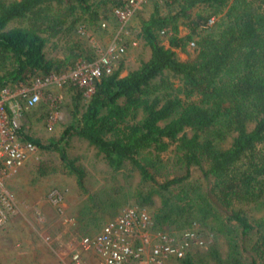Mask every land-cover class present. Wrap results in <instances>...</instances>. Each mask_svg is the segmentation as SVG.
<instances>
[{
	"label": "trees",
	"instance_id": "trees-1",
	"mask_svg": "<svg viewBox=\"0 0 264 264\" xmlns=\"http://www.w3.org/2000/svg\"><path fill=\"white\" fill-rule=\"evenodd\" d=\"M148 3L153 6L148 18L142 9L135 13L137 38L151 51L147 60L123 75V55L112 72L102 70L94 78L90 96L68 81L56 93H68V100L42 101L25 111L29 121L37 113L48 119L57 110L69 116L59 138L44 140L23 124L24 140L59 157L35 161L36 175L64 174L75 181L82 200L70 215L75 238L65 233L72 242L99 233L124 207L138 205L150 211L151 230L196 226L211 238L166 264L264 263V213L253 220L250 215L264 212V0ZM122 5L120 0H0V89L96 60L99 51L80 29L105 36L104 19ZM212 16L217 18L208 24ZM181 24L189 30L185 35L179 34ZM119 38L132 48L131 39ZM50 43L61 56L47 53ZM72 137L86 141L104 161L98 188L85 156L69 151ZM172 145L186 172L160 181L154 170ZM193 168L201 177L193 178ZM56 188L65 197L62 186ZM221 206L230 211L227 222L219 215ZM240 238L251 242L249 257ZM51 245L62 247L59 241Z\"/></svg>",
	"mask_w": 264,
	"mask_h": 264
},
{
	"label": "built area",
	"instance_id": "built-area-1",
	"mask_svg": "<svg viewBox=\"0 0 264 264\" xmlns=\"http://www.w3.org/2000/svg\"><path fill=\"white\" fill-rule=\"evenodd\" d=\"M120 1L123 5L112 8V13L123 27L149 0ZM214 21L215 16H212L208 24ZM102 25L105 27L107 24L103 22ZM80 30L89 32L83 27ZM119 35V32L116 33L107 47L94 45L100 55L93 62H78L74 69L63 74L37 76L29 84L20 83L0 89V226L7 222V212L15 203V195L7 188L6 179L14 177L25 165L40 158L38 145L21 137L25 111L42 101L54 103L61 100L62 95L52 96L45 91L61 88L68 81L78 82L86 88L85 95L90 96L94 90V78L100 77L102 70L112 72L117 59L126 53L127 45L118 42ZM194 44L191 42V45ZM56 112H51L49 118L56 116L57 120L59 113ZM48 198L57 207L58 213L65 216L64 222L71 225L73 218H68L64 211V194L56 188L48 194ZM152 224L148 209L138 205L126 206L99 233L83 236L73 249L70 261L65 264H88L89 253H93V264H166L168 259L184 257L187 251L205 244L196 226L183 231L156 232L151 230Z\"/></svg>",
	"mask_w": 264,
	"mask_h": 264
},
{
	"label": "rangeland",
	"instance_id": "rangeland-1",
	"mask_svg": "<svg viewBox=\"0 0 264 264\" xmlns=\"http://www.w3.org/2000/svg\"><path fill=\"white\" fill-rule=\"evenodd\" d=\"M146 4V5H145ZM203 11H205L203 6H199ZM199 7H196L194 9V12L200 10ZM142 14L145 18H148L151 11L153 10L152 4L145 2L142 7ZM167 8L164 7L163 11H166ZM208 11V10H207ZM115 15L110 12L109 19H104V22H106L107 25H109L108 28V34L105 36H100L99 32H93L89 30L85 34V38L88 39V43L91 45H97L100 48L106 47L110 40L113 39L114 34L120 33V35H124L125 38L131 39V46L132 48L130 50L126 51V54L123 56V62L125 70L123 72V75L127 73L129 68H137L140 64V62L143 60H147L150 56V48L144 46L143 41H141L139 38H137V33L139 31L140 27V21L139 17L134 14L130 20L126 22V25L121 27V24H118L117 26V19ZM217 17H215L216 20ZM117 21V22H115ZM106 25V26H107ZM116 25V27H115ZM114 29V30H113ZM187 26L180 25L179 34L185 35L188 33ZM164 32H162L163 35ZM162 38L164 39V43L167 44L166 36L163 35ZM106 44V46H104ZM54 46L50 43L47 47V53L49 55H58L61 56L62 52L60 50H54ZM194 45L188 46V51L193 52ZM180 56L183 59L187 58V53L180 52ZM119 63L117 64V66ZM54 91L55 94L52 95V92ZM59 88H53L50 89L52 91L50 94L52 96L56 95ZM48 91V90H47ZM60 94V93H58ZM60 95L63 96L64 100L69 99L68 93L65 92L61 93ZM59 113V117L57 120L55 119L56 116H54L53 119H43L41 118V114H34L33 117L30 119L25 116L21 123H27L30 126V129L33 135H37L38 137H41L42 139H47L50 136H54L59 138L63 129L65 128L66 124L68 123V117L61 114L59 110H57ZM51 113V112H50ZM57 113V112H56ZM57 113V114H58ZM30 118V117H29ZM227 146L229 145L226 144ZM69 151L73 153L74 155L77 154H83L84 157V163L88 167L91 175H92V181L95 183V187L98 188L102 182H103V171H105L106 166L102 159L97 160L95 158V149L92 146H89V144L86 141L80 140L77 137H72L70 139V145H69ZM163 159V164L159 167L158 170H154L156 172L157 178L160 181H164L166 177H174L175 175L184 174L186 172V167L183 166V163L179 161V156L176 151V146L172 145L170 149L166 152H163L161 155ZM52 158L54 160H58V154L56 152H40V158ZM37 159V160H39ZM35 160V161H37ZM35 161H31L27 165H25L24 168H22L14 177L6 179L7 188L15 195V203L12 206V210H8V220L6 223H8L12 218H17L20 220H23V216L25 214V210L29 209L31 205L35 204L34 209L40 213V216L42 217L43 214V205L44 200H46V197L48 201L50 202L48 198V194L54 189V185L60 184L62 186V189H64L65 197H64V211L66 213V216L69 218L71 214L74 213V211L77 209L78 205L81 203V201L77 204L78 200L82 199V196L79 194H76L75 191H72L71 184L73 183L76 190L79 192L75 181L73 178H69L68 176H65L64 174H53L48 175L46 177H38L36 175L34 166ZM33 166V167H32ZM192 174L193 178L201 177V172L193 168ZM210 182H207L205 184V187L208 190L210 188ZM93 187V188H95ZM45 198V199H44ZM51 203V202H50ZM52 205H54L52 203ZM66 205V206H65ZM69 205V206H68ZM68 206V207H67ZM55 210H58L56 206H54ZM219 215L221 216V219L225 222L228 218L230 211L219 207L218 208ZM262 212L255 211L251 215V220L254 218H259L263 215ZM26 217H28L30 220H32L28 215L25 214ZM253 216V217H252ZM62 217H65L62 215ZM71 217V216H70ZM43 220V219H42ZM54 223L48 227V224H51L49 221L43 223H40L37 219L32 220V226L36 227L35 225L38 224V226H45L49 230L48 235L44 236V231L42 232L39 228L37 230H31L30 235H27V237L22 238V233L20 232L21 227L28 229L27 226L20 225L19 223V232H16V235H13L12 233L8 235V237L5 239H0V242L5 243L6 250L3 251L2 257L0 260V264H65L68 263L71 259L72 251L74 248L77 247L78 242L80 239L77 240V242H72L67 236L69 233L73 238H75L72 235V228L64 221L62 222L61 219L58 218L56 221L55 219ZM250 220V221H251ZM17 222V223H18ZM26 222V221H25ZM62 222V223H61ZM63 225V228L60 230L61 226ZM233 222L229 226H231ZM31 226V228H32ZM28 231V230H27ZM65 233H67L65 235ZM202 237L206 240V242H209L211 238L207 236L204 233H201ZM10 237V239H9ZM44 237H48V244L44 243ZM45 238V240H46ZM242 243V248L245 246L246 249H243V254L245 257H249L251 255V252L249 251L250 248V240L247 241L246 244H244V240L240 238ZM42 243H41V242ZM53 241H59L61 244V249L57 250L55 249L51 243ZM1 243V244H2ZM25 245V246H24ZM201 247H205V244ZM9 248V251H8ZM223 252L226 254L227 250L225 247H222ZM43 251V252H42ZM45 256V257H42ZM87 261L88 264H93L95 262V259H93V253L88 254ZM42 258V259H41ZM2 262V263H1ZM261 264H264L261 262Z\"/></svg>",
	"mask_w": 264,
	"mask_h": 264
},
{
	"label": "crops",
	"instance_id": "crops-1",
	"mask_svg": "<svg viewBox=\"0 0 264 264\" xmlns=\"http://www.w3.org/2000/svg\"><path fill=\"white\" fill-rule=\"evenodd\" d=\"M70 187H71V189H73L72 191H75L76 194H79V192L76 190V188H75V186H74L73 183L71 184ZM81 200L82 199L78 200L77 202H75V204L79 203ZM43 202H44V204H42L43 205V214H42V217L40 216V213L39 212H38V215H37V211L34 209L35 204L31 205V207L29 209H26L25 210V214L28 215L32 220L37 219L40 223H42V221H43V223L49 221L51 224H48V227L54 223V220L53 219H55L57 221L58 218H59V219H61L62 222L64 221V218L62 217V215H60L58 213V211L55 210L54 205H52V203H50L48 201L47 197H46V200H44ZM25 214L23 216L24 219L23 220H20L19 222H18L19 219L12 218L8 223H5L3 226H0V239H4V238L6 239L8 237V235H10L11 233L13 235H16L15 233L16 232H19V223H20V225H24V226H27L28 227V229L21 227V229H20V232L22 233V238L21 239H23V237H27V235H30L29 234L30 231L31 230H37V228H39L42 232L44 231V236L45 235L46 236L48 235L50 229H48L47 227H45L43 225L38 226V224L35 225L36 227L32 226V224H33L32 223V220H30L28 217H26ZM72 225H73V223L71 225H69L70 228H72L71 227ZM31 226H32V228H31ZM60 226L63 227L62 224H60ZM45 238L46 237H44V241H45L44 243L48 244V241H47V239L45 240ZM9 239H10V237H9ZM1 243L2 242H0V260H1V257H2L3 251L4 252L7 251L6 250L7 248H6L5 243H2V244ZM8 251H9V248H8ZM42 257H45V256H42Z\"/></svg>",
	"mask_w": 264,
	"mask_h": 264
}]
</instances>
